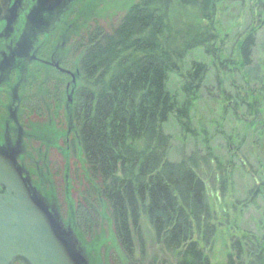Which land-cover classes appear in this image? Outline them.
I'll return each mask as SVG.
<instances>
[{"label":"trees","instance_id":"16d2710c","mask_svg":"<svg viewBox=\"0 0 264 264\" xmlns=\"http://www.w3.org/2000/svg\"><path fill=\"white\" fill-rule=\"evenodd\" d=\"M250 1L136 0L106 27L94 21L79 41V229L92 234L93 206L105 205L132 264H210V256L218 264H264V0H255L258 10L243 30L221 24L229 7L252 8ZM204 96L213 107L209 120L198 116ZM170 120L194 144L177 160L168 158ZM220 121L228 130L219 129L224 158L209 129ZM252 143L253 150L241 146ZM257 155L263 165L253 163ZM238 166L252 180L240 199L233 186ZM248 207H263L254 230L241 225Z\"/></svg>","mask_w":264,"mask_h":264},{"label":"flooded vegetation","instance_id":"af4514ba","mask_svg":"<svg viewBox=\"0 0 264 264\" xmlns=\"http://www.w3.org/2000/svg\"><path fill=\"white\" fill-rule=\"evenodd\" d=\"M135 1L6 0L0 8V145L21 143L18 162L32 186L51 204L64 226L72 227L79 241L83 236L91 239L85 240L91 250L106 241L97 237L100 229L96 224L92 235L79 229L77 211L85 195L84 179L79 161L77 176L70 174L72 156L68 153L79 144L73 117L83 79L79 41L94 21L106 27L109 18L118 19ZM60 163L61 201L62 191H57L60 187L54 179ZM66 176L68 181L74 180L75 194ZM82 204L93 219V208L106 209L103 204L93 208ZM119 248L123 254L105 252L102 260L96 258L97 264H132L121 245Z\"/></svg>","mask_w":264,"mask_h":264},{"label":"water","instance_id":"95a60500","mask_svg":"<svg viewBox=\"0 0 264 264\" xmlns=\"http://www.w3.org/2000/svg\"><path fill=\"white\" fill-rule=\"evenodd\" d=\"M21 152L20 142L0 145V264H89L72 227L32 186Z\"/></svg>","mask_w":264,"mask_h":264},{"label":"rangeland","instance_id":"374dc122","mask_svg":"<svg viewBox=\"0 0 264 264\" xmlns=\"http://www.w3.org/2000/svg\"><path fill=\"white\" fill-rule=\"evenodd\" d=\"M249 3L252 5V8H250L246 4V2L243 5H240V6H238L237 4H234L235 6L233 5V6L229 7L228 11L225 12V17H223V20H222L221 24L223 23L224 26L230 28V23H235V24H232L231 29H233V30L240 29V31L243 30L245 24L251 19V16H252L251 12L252 11L256 12L258 10L257 7L255 6V0H251ZM105 4L108 5V3H105ZM113 17H112V19H113ZM259 57H260L259 61L261 63V59L263 57L261 58V54H260ZM239 83L241 85L244 84L243 82H240V81H239ZM211 86H212V83H211ZM201 101L202 102H200V105H199V111H198L199 114H198V116L205 117L206 120L207 119L209 120L210 119V115L209 114L212 112V108L213 107L209 103V100L207 99L206 96H204ZM226 117L229 118V115H227ZM213 121H214V119H213ZM213 121H211V123ZM230 122H231V124L233 123L232 120ZM220 123H221V126H219L216 123V125H212L213 128H210L209 126L208 127L210 129L212 146L214 147L215 151L221 157L224 158V157L227 156V144H225L224 134L220 133L219 129H221V128L224 129L226 131V133L228 132V130H227V124H224L221 121H220ZM239 125H240L239 123H236V128ZM164 130H165L166 133H169L172 136L171 148H170L169 153H168V158L169 159L177 160L179 158V156H180V152L181 151H188V150H190L193 147L194 144L191 141H189L187 138H185V140H182L180 138L181 135H180L179 129L177 128V126L171 120L166 124V126L164 127ZM230 131L232 133H234V134L236 133L231 128H230ZM246 144H248L247 141H246ZM200 146H201V144H200ZM241 146L245 150H249L248 147H251L252 150H253V148H256L255 145H253V143L250 146H246V145H241ZM71 149L72 148L70 147V152H68L72 156V159L71 160L69 159L70 161H72V168H71V173L70 174H73L74 176H77L79 163L81 162L80 161L81 160V158H80L81 157V153H80V150H79V144H77L76 147L74 146V148L72 150ZM231 151H234V149H231ZM77 161H79V163ZM260 161H262V162L260 163ZM253 163L254 164L256 163V165L258 163L263 165V157L260 156V155H257L255 157V159L253 160ZM261 166H260V168H261ZM60 167H61V163L57 164V166H56L57 172L54 173V175H55L54 179L56 181V186H57V188L60 187L57 190L58 192H61L62 188H63V186H62L63 180H61V174H60L61 168ZM70 174H69V176H70ZM67 176H68V171H67ZM67 176H66V178H67ZM68 180H69V178H67V181ZM73 181L74 180H72V179H71V182L68 181V183L70 184L69 188L72 187V186L75 187V184H74ZM251 183H252V180H251V177L249 175L248 170H246V168L243 170V168L238 166L236 171L233 174L234 197L240 199V198H243L244 196H246V193H247ZM75 189H76V187L73 189V191H72L73 193L72 194H75V191H76ZM62 193H63V191L61 192V195L59 197L60 201L62 199ZM260 206H263V204H261ZM262 208L263 207H261L259 209H255L254 207H248L247 209H245V211L243 212L242 218H241V225L243 227V230H246V228H248L250 230H254L256 228V224L263 217ZM98 209L99 208H96L98 214L96 215V219L94 221V224L97 225V230L100 229L99 230L100 234L96 233V235H97V237H99V235H101V241H103L102 240V238H103L104 241H106V242H104V244L101 245L100 247H98V248L95 247L90 252H88L87 249H86V244L87 243H86L85 240L86 239L87 240H91V239L90 238H85L83 236L82 244H83V246L85 248L86 255H87L88 259H89V264H97L98 260L96 258H98V256H99L101 258V260H102V255L105 252L106 253H109V252H112V253L119 252V253H121V251H122L119 248L120 247V245H119L120 243H119L118 238L116 236L114 223L112 224L113 220L111 218L110 213L107 211V209H102L101 211H99ZM102 214H104V216H102ZM78 223H81L79 221V219H78ZM78 223H76V224H78ZM218 227H219V229L222 230V232H224L226 234V231L228 229H226V226L223 224L222 221L218 223ZM144 228L147 229V226H145ZM93 231H94V229H93ZM144 241L147 244L150 245V242H152V239L149 238V235H145ZM220 241H221V239L219 240V243L217 245V249H220L221 246H222V242H220ZM150 246L152 247L153 244H151ZM132 247L136 248L134 243L132 244ZM97 253H98V255H97ZM123 253L124 252H122L121 254H123ZM91 259H92V262H91ZM168 259H169V264H176V263H171V261H170L171 258H168ZM218 261H219V258H217L216 256H210V262H211L210 264H218ZM154 262H155V264H166V263L163 262V260H160V261L157 262L156 260L152 259L151 264L154 263Z\"/></svg>","mask_w":264,"mask_h":264}]
</instances>
